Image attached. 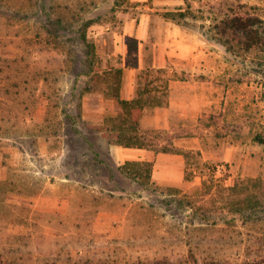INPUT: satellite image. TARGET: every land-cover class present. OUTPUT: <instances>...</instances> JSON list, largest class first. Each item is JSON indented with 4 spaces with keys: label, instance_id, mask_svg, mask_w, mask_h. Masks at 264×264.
I'll return each instance as SVG.
<instances>
[{
    "label": "rangeland",
    "instance_id": "obj_1",
    "mask_svg": "<svg viewBox=\"0 0 264 264\" xmlns=\"http://www.w3.org/2000/svg\"><path fill=\"white\" fill-rule=\"evenodd\" d=\"M164 1L0 0V264H264V39L214 28L264 0ZM89 60L123 68L142 145L104 136L131 121Z\"/></svg>",
    "mask_w": 264,
    "mask_h": 264
},
{
    "label": "trees",
    "instance_id": "obj_2",
    "mask_svg": "<svg viewBox=\"0 0 264 264\" xmlns=\"http://www.w3.org/2000/svg\"><path fill=\"white\" fill-rule=\"evenodd\" d=\"M231 13H227L220 18V20L214 24L216 33L224 36L223 44L226 46L227 51L236 53L241 51H248L252 47H255L261 43L264 39V29H263V19L258 16L248 13V12H235L231 10ZM183 12L180 13V16H183ZM61 23V20L59 21ZM81 39L83 42L87 43V46H92L89 44L86 39V35L82 34ZM90 52V51H89ZM91 53V52H90ZM91 59V58H90ZM90 72L93 73L92 81L95 83L104 82L111 89V98L114 102H117L119 108V116H125L121 119H126L130 117V126H124L119 123L114 126L106 128L107 131L104 132V136L107 137L110 141H124L123 143L126 146L131 145H142L136 139H133L134 136H128L127 132L133 129L140 117L139 111L141 109V99L135 97L132 100L123 98L120 95V87L122 83L123 68L122 67H109V70L100 73L97 69L92 67L93 62L89 60ZM100 79V80H98ZM126 121V120H125ZM122 122V121H121ZM115 133V134H114ZM114 135V138H112ZM130 165H148V172L150 169V164L147 161H136V160H127L121 166V169L129 174L137 175L138 171L135 167Z\"/></svg>",
    "mask_w": 264,
    "mask_h": 264
},
{
    "label": "crops",
    "instance_id": "obj_3",
    "mask_svg": "<svg viewBox=\"0 0 264 264\" xmlns=\"http://www.w3.org/2000/svg\"><path fill=\"white\" fill-rule=\"evenodd\" d=\"M168 1V0H167ZM167 1H164L165 3H167ZM170 22L168 25V32L173 33L175 40L172 41L174 44L180 45V52H176L175 50L169 51V53L173 54V55H178V56H183L186 57L187 59H189L188 57V53L190 51L189 45L186 43L185 41V36H182V25L180 23H178L177 21H175V19L173 18H169ZM149 20L147 17V14L142 13L141 16L138 19H135V24L130 25L126 27L125 32L127 33H131V32H141L143 34H147L148 32V27H149ZM179 36V38H178ZM142 38V37H141ZM169 44V43H168ZM162 64V63H161ZM160 64V65H161Z\"/></svg>",
    "mask_w": 264,
    "mask_h": 264
}]
</instances>
